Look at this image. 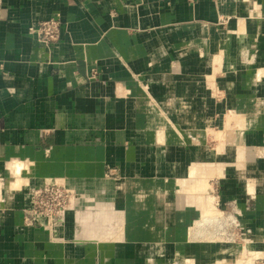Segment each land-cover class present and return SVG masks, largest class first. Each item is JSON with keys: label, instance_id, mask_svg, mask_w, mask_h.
<instances>
[{"label": "crops", "instance_id": "1", "mask_svg": "<svg viewBox=\"0 0 264 264\" xmlns=\"http://www.w3.org/2000/svg\"><path fill=\"white\" fill-rule=\"evenodd\" d=\"M252 1L253 18L242 0H0V264H178L179 238L192 251L208 242L186 237L183 222L201 215L172 200L177 185L166 177L181 176L177 168L191 161L173 163L168 155L189 156L202 142L193 143L190 131L184 145L161 139L159 112L175 135L184 83L178 65L181 74L202 76L201 52L211 42L226 52L225 72L242 73L240 84L231 76L237 109L255 113L259 93L264 100L251 80L264 63V0ZM50 18L62 21V34L45 47L30 30ZM236 19L246 30L230 35L227 24ZM218 98L215 106L228 108ZM244 136L264 157V125ZM14 162L20 167L12 174ZM225 180L218 205L233 202L254 239L264 241L258 198ZM54 181L79 194L76 209L54 230L25 224L30 189ZM163 200L178 218L167 233L156 222ZM95 219L101 228L83 226ZM147 221L155 222L151 235ZM210 245L217 262L223 246Z\"/></svg>", "mask_w": 264, "mask_h": 264}, {"label": "bare ground", "instance_id": "2", "mask_svg": "<svg viewBox=\"0 0 264 264\" xmlns=\"http://www.w3.org/2000/svg\"><path fill=\"white\" fill-rule=\"evenodd\" d=\"M242 1L244 2V4L246 5V8H248V11L251 14L250 18H253L254 16L252 14L253 10H256L255 8L256 6L254 5L253 1L252 0H242ZM230 23H232V25L228 26L230 35H237L238 33L244 32L246 30L242 24L240 26L239 19L231 20ZM201 31H202V35H206L208 33L205 27H202ZM231 42L232 41H230L229 45L232 47L234 45H232ZM201 53H202L201 55L202 56V76L194 75L193 77H191L190 75H187V74H181L180 68L182 67V63L178 65L179 70L177 74H179V76L183 78V82H184L183 84L182 83L178 84L179 91H177L178 95L175 98L178 105L176 108L173 109V112L178 114V117H179V124H178L179 131L175 135L171 133V129L173 130L175 126L172 125L170 123L171 121H169L168 118L161 112V120H160L161 136L160 137L161 139H164L163 132L167 131L169 132V136H167L166 139L173 138V139H176L177 142H179L181 145H184V141L185 139H187L185 133H187V131H190L191 133L193 132L191 134V141L195 144L202 142V146H203V143L205 142L206 135L209 133H212L217 137L219 136V139H221V143L216 147V149L213 152L209 154V156L204 155L206 159L205 158L204 160L197 159L195 161L191 160L187 164L185 163L186 164L185 168L181 169L180 171V174H181L180 188L182 190V193L184 192L183 199L185 203L187 204V203L192 202L198 205L202 203L204 206L202 205V208L200 206L199 207L202 209V211L204 210L203 213H207L209 209L214 210L218 202H221L222 200L225 199V198L223 199L221 198L222 200H220L219 197L214 196L210 192V187H209L210 184H209L208 178H210L211 176L215 174L226 175L227 177H229L231 175L234 176L233 172L237 170V174H236L237 176L235 177L238 178L239 185L244 187L245 189L244 192L246 194H249L251 192L255 193L256 191H258L260 195L264 194V175H263L264 170L262 168V164H261L262 162H260L261 160H259L260 157L256 156L257 154L255 150L256 146H252V147L247 146L245 142V136H244L246 129L250 127H255L258 125H264V106L261 104L262 95L259 94V96H257L255 99L257 100L256 102L257 109L255 110V113L252 112V110H250V108L247 107L246 109L247 112L243 116L241 115L240 117L232 120L231 119L232 112L231 110H227L223 113V116H224L223 122L225 123V129H223V127H221L218 130L214 129L213 125L216 127V119H217V117L214 116V113H217L218 111H217V107L215 106V101H212V94L210 92V86L216 81H219L220 85L218 86V91L221 93L226 92L227 96L225 97L227 99L232 100L233 102L232 107L236 108L237 107L236 105L237 104V97H236L237 89L234 88L233 86L235 85L234 80L231 79V76L235 74L233 72H228V71L225 72L224 63L227 59L225 55L226 52L220 49L219 47H217V45L213 46L211 42H209V44L205 47V50H203ZM221 73L226 74L229 78L217 79V75L218 74L220 75ZM187 78L189 79L193 78L194 80L187 81ZM201 78H202V81H201ZM237 80L239 81L238 84H240V82L242 81L241 79H237ZM253 80H254L253 84H260V89L263 93L264 92V64L261 65V70L256 74ZM201 85L204 88V90L202 94H199L197 93V89ZM201 100H202V107L199 106L200 104L197 103L198 101H201ZM196 117H198L199 120L198 119L196 120L195 119ZM250 158L255 159L254 162H256L259 168H261L262 171L260 170L258 171V173L260 174V178L259 176L257 177V175L254 178L250 176L251 172H249V168H248V166L250 165L249 163ZM14 166L15 165H13L10 168L9 170L10 173L13 172L12 171L13 169L14 170L16 169V166L15 167ZM255 178H258L256 182L254 181ZM258 181L259 183H257ZM0 186H1V183H0ZM258 202H259L260 207L263 208L264 206L261 200H259ZM221 204L223 206L224 202H221ZM175 212L177 213V211H173L172 203L166 200L160 201L159 206H158V217H157L156 222L161 226L164 233L167 232V229L173 222H177L178 218L176 220ZM214 213L218 214L219 212H214ZM172 217L174 218V220L171 223ZM154 224L151 221H147V224H146L147 230L153 232ZM83 226L91 227L95 229V228H101L103 225L100 224V220L95 219V220L86 222ZM137 237L139 238V236ZM97 238L101 240L103 237L100 235V236H97ZM248 238L249 239H247L246 244H243V245H232L227 242H224L223 244H221L224 249V252H223L224 254L217 262L213 261L214 257L211 256L210 254V251H211L210 243H212L213 241L212 242L209 241L205 244L198 245L197 247L198 250L196 249L193 251L189 250L185 254L177 253V258H182L183 260L181 263L177 260V263L178 264H188V263L190 264H253L257 259L261 258L260 256L264 257V242H259L258 240H255L250 237ZM191 245L192 244L188 242L187 244L188 249L191 248Z\"/></svg>", "mask_w": 264, "mask_h": 264}, {"label": "rangeland", "instance_id": "3", "mask_svg": "<svg viewBox=\"0 0 264 264\" xmlns=\"http://www.w3.org/2000/svg\"><path fill=\"white\" fill-rule=\"evenodd\" d=\"M241 21L239 20V23H240ZM230 25H232V23H228L227 24V27L228 26H230ZM218 28V30L219 31H221V32H223V30H224V25H222V26H219V27H217ZM249 53V52H248ZM245 58H244V60L243 61H248L247 60V58H246V56H244ZM247 57H249V55L247 56ZM256 64V63H255ZM264 63H262V62H260V65H263ZM179 70V69H178ZM178 70H177V72H178ZM234 74L235 75H237L238 77H237V79H241L242 80V78H241V75H242V73L241 72H238V73H236V72H234ZM240 75V76H239ZM255 77V76H254ZM253 77V78H254ZM253 78H251V80H252V84H253V82H254V80H253ZM217 79H219V77H217ZM232 79V78H231ZM233 80H235V79H233ZM242 82V81H241ZM240 82V83H241ZM245 83H246V81H245ZM220 84H219V81H216L215 83H213L211 86H210V92H211V94H212V101H215L216 100V98L217 97H219L218 98V100L221 98V99H223L224 100V102L226 101L227 103H228V108L227 107H224V108H221V109H219V108H217V111L221 114L219 117H217V119H216V127L213 125V128L214 129H216V130H218V129H220L221 127H223V129H225V123L223 122V120H224V116H223V113L225 112V111H227V110H231V114H232V116H231V119L233 120V119H236V118H238V117H240L241 115L243 116L246 112H247V110L245 109V110H241V109H237V107L236 108H234V107H232V105H233V102H232V100H230V99H227L225 96H227L226 95V92H219L218 91V86H219ZM207 87H209V86H207ZM203 90H204V88L202 87V92H203ZM255 91V90H254ZM262 92V91H261ZM219 93H221V94H219ZM200 94V93H199ZM260 94V93H259ZM263 94H264V92H263ZM261 95V94H260ZM262 97H263V95H262ZM202 101V100H201ZM261 104L264 106V100H262V98H261ZM159 119L161 120V112H159ZM196 120L198 119L199 120V118L198 117H196L195 118ZM247 130V129H246ZM166 134V135H165ZM164 134V140L165 141H167L168 142V140L169 139H166V137L167 136H169V132H166ZM219 135V134H218ZM165 143V142H164ZM221 143V139H219V136L217 137V136H215L214 134H212V133H209V134H207L206 135V137H205V142L203 143V146H202V150L201 149H199V150H197L195 153H193V154H195L196 156H198V152H199V155L200 156H198L199 158H201L202 160H204V158L206 159V157L204 156V155H208L209 156V154L211 153V152H213L215 149H216V147L219 145ZM196 148V147H195ZM256 148H257V146H256ZM256 150V149H255ZM192 152H194V151H192ZM190 154V153H189ZM192 153L188 156V155H184V154H182L181 152L180 153H178V154H172V155H168V159H170V161H172L173 163H178L179 164V162L182 164V163H184L186 160H189V159H197V157L195 156V155H193ZM256 156L258 157V155L256 154ZM260 158H259V160H261L260 162H262L261 164H262V168H263V170H264V157L263 156H259ZM211 158V157H210ZM155 161V160H154ZM255 161V159H253V158H250V165L248 166V168H249V172H251L250 173V176L251 177H256V175H257V177L259 176V178H260V174L258 173V171L260 170V171H262L261 170V168H259V166L256 164V162H254ZM188 162H190V161H186V164L188 163ZM15 163V162H14ZM12 164V165H10V167L9 168H11L13 165H15L16 166V169L14 170H12L13 172H12V174L14 173V171H16V170H18L19 171V167H20V164L17 162V164L15 163V164ZM14 166V167H15ZM257 169V170H256ZM256 170V171H255ZM177 171H179V173H180V171H181V169H179V168H177ZM234 173V176L233 175H231V176H229V177H227L226 175H221V174H215V175H213V176H211L210 178H208V181H209V184H210V192L214 195V196H216V197H220L221 195H222V192L224 191V188H223V185H224V183L226 184L227 183V181L225 180V179H235V181L238 183V178L237 177H235V176H237L236 174H237V170H235V172H233ZM232 173V174H233ZM253 173V174H252ZM151 174H154V173H150V175ZM242 174H243V172H242ZM242 174H240V175H242ZM264 175V174H263ZM170 176H172V178L170 177ZM166 177H167V179H169L170 180V182H174V184H176L177 186H175L174 187V189H173V196H172V200L177 204V205H180L181 207H184V206H186V203H185V201H184V199H183V195H184V192L182 193V190H181V188H180V180H181V176L180 175H176V173H175V175L174 174H172V175H166ZM256 180H258V178H255L254 179V181L256 182ZM62 183V182H61ZM169 183V182H168ZM257 183H259V181L257 182ZM256 183V184H257ZM66 185V184H65ZM258 185V184H257ZM67 186V185H66ZM239 187H240V191H242V192H244L245 191V189H244V187L243 186H241V185H239ZM245 193V192H244ZM252 193H254V192H251V193H249L250 195H252L253 197H257L258 198V201L259 200H261V202H263L262 201V198L264 197V194H259V192L258 191H256L254 194H252ZM259 195V196H258ZM264 200V199H263ZM262 204V203H261ZM189 205V204H188ZM198 207H197V206ZM202 205L203 204H193V203H191L189 206H186L187 208V210H191V211H195V212H198V216L199 215H201V217H199V218H196V220L195 221H191L190 220V223L188 222V221H186V223L187 224H185V222H183V221H181V222H183V226H185L184 227V229H186V237L189 239V240H192L193 242H200V244L201 243H204V241H210V242H212V244L213 245H215V244H223L224 242H227V243H230V244H232V245H243V244H246V241H247V239H249L248 237H250V238H255V235L253 234V230H251V229H249V228H247V227H245L244 225H243V223H242V220H241V218H242V214H241V212H240V214L239 213H237V211H240V210H237L236 208H235V206H234V204H233V202H230L227 206H226V208H225V210H222L221 208H220V206L217 204L216 205V207L214 208V210H210L209 209V211L207 212V213H203V211H202ZM199 206L201 207V208H199ZM204 206V205H203ZM263 206H264V203H263ZM213 208V207H212ZM217 208V209H216ZM173 211H176L175 209H174V207H173ZM221 211V212H220ZM263 211H264V207H263ZM188 212V211H187ZM214 212H219L218 214H215ZM189 213V212H188ZM211 213V214H210ZM190 214V213H189ZM204 215H205V217H204ZM197 216V215H196ZM173 220H174V218L172 217L171 218V223L173 222ZM178 223L177 222H173L170 226H169V228L170 227H174L175 225H177ZM192 227V228H191ZM169 228L167 229V230H169ZM244 229L246 230V229H249V236L248 237H246V235L244 234V233H246V231H244ZM147 230V229H146ZM187 230H190L191 231V233L189 234L188 232H190V231H187ZM151 231H149V230H147V234L148 235H151ZM167 233V232H166ZM246 237V240H243L244 238ZM167 238V237H166ZM165 238V239H166ZM262 238V237H261ZM184 239V238H183ZM183 239H180L179 238V240H178V245H177V253H186L187 251H189V250H192V246H191V248H189L188 249V247H187V244H188V242L190 243V241H188V240H186L185 239V241L183 240ZM201 240H202V242H201ZM243 240V241H242ZM259 242H264V241H262L261 239H259L258 240ZM190 244H192V243H190ZM178 250H179V252H178ZM196 250H198V249H196ZM200 250H202V249H200ZM261 258H259V259H257L253 264H259L260 262H262V258H264V257H262V256H260ZM177 260L181 263L183 260H182V258H177ZM188 264H190V263H188Z\"/></svg>", "mask_w": 264, "mask_h": 264}, {"label": "built area", "instance_id": "4", "mask_svg": "<svg viewBox=\"0 0 264 264\" xmlns=\"http://www.w3.org/2000/svg\"><path fill=\"white\" fill-rule=\"evenodd\" d=\"M62 26L59 18H50L31 28L30 34L36 36L45 47H51L60 41ZM29 194L31 207L25 211V224L40 226L46 230H54L63 225L68 212L75 210L80 201V196L74 189L59 181L32 187ZM237 213L240 214V211ZM244 231L248 237L249 229Z\"/></svg>", "mask_w": 264, "mask_h": 264}]
</instances>
